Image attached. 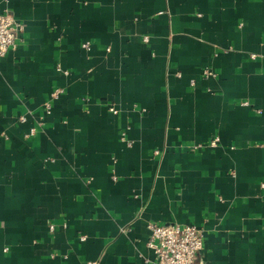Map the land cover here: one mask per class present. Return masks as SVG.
Listing matches in <instances>:
<instances>
[{
  "label": "crops",
  "instance_id": "crops-1",
  "mask_svg": "<svg viewBox=\"0 0 264 264\" xmlns=\"http://www.w3.org/2000/svg\"><path fill=\"white\" fill-rule=\"evenodd\" d=\"M5 13L0 264H151L148 222L200 228L196 264H264V0Z\"/></svg>",
  "mask_w": 264,
  "mask_h": 264
},
{
  "label": "built area",
  "instance_id": "built-area-1",
  "mask_svg": "<svg viewBox=\"0 0 264 264\" xmlns=\"http://www.w3.org/2000/svg\"><path fill=\"white\" fill-rule=\"evenodd\" d=\"M23 31L24 25L14 16L7 13L0 14V58L5 57L8 51L16 46ZM144 41L147 42L148 38ZM83 47L89 48V45L84 44ZM205 75L210 76L212 73L205 71ZM62 93L63 90L52 92L51 100L57 99ZM45 108L49 113L51 101L46 103ZM111 111L117 113L114 108H111ZM147 228L150 233L147 246L154 253L151 264H196L205 241L203 231L196 225L148 222Z\"/></svg>",
  "mask_w": 264,
  "mask_h": 264
}]
</instances>
